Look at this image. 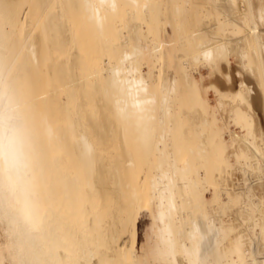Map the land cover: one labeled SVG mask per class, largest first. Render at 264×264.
<instances>
[{"label": "bare ground", "instance_id": "bare-ground-1", "mask_svg": "<svg viewBox=\"0 0 264 264\" xmlns=\"http://www.w3.org/2000/svg\"><path fill=\"white\" fill-rule=\"evenodd\" d=\"M123 2L120 1L119 4L126 3L132 9L129 11L128 8L124 12L127 16L124 17L125 20H131V29L139 27L142 30L143 26L148 27L149 22L157 15L156 11L149 10L152 1L125 0L122 4ZM117 4L118 0H0V251L3 255L0 264H264V0H175L173 12L168 11L174 14V18L176 16L179 37L177 46H187L186 49L183 47V54L179 50L181 47L178 49L176 46L177 51L181 52H178V58L191 54L197 79H189L185 67L177 61L180 66H174L173 69L172 66V70H169L168 64L175 59V55L173 57L172 52H168L170 58L166 56L165 59L166 54L162 50L166 44L159 40L161 37L154 23L150 30L146 29L149 35L152 29L157 30L152 31L156 33L154 37L157 45L149 42L145 45L133 43L132 47L129 44L131 50L128 51L129 47L121 50L127 43L123 39L124 42L122 40L119 46L113 44L115 47L112 48L117 52L116 48L122 51L119 59H116L118 62L109 64L108 67L95 66L97 68L93 67L94 70L91 71L94 59L101 54L100 49L103 54L108 49L109 36L117 34L110 32L108 36L109 33L105 31L110 23L108 18L114 19L120 13L124 15L122 11L126 5L121 9ZM170 7L171 5L168 6ZM145 8L149 12H145ZM34 12L36 16L33 17ZM136 14H139V19L135 17ZM140 15L144 16L142 20L133 22V18L139 21ZM116 22L115 26H118V21ZM38 27L42 35L36 37H40V40L33 37L35 29L39 32ZM84 27L92 29L94 33H90V29L88 33L95 35V39L90 38L93 40L91 43L85 42L84 45H90L87 50L81 44L84 40V32L81 33L85 30ZM130 33L133 34V31ZM42 45L53 46L55 55H49L48 52L41 54L39 48ZM92 55L93 58L88 59ZM39 56L45 59V62L41 59L40 62L46 63V59L49 60L47 65L44 64L45 70L42 67V72L35 64ZM144 56L153 63V71L141 68L143 59H146ZM60 57L65 59L59 61ZM149 60L146 66L150 64ZM164 67L168 68L171 80L174 77L172 74L181 73L182 79L187 81L181 86L183 90L179 93L180 90L176 91L178 88H175L178 83L176 86L174 84V80L178 78L174 77L168 82L169 79H165L168 74L162 76L160 91L155 89L152 92L154 98L155 93H159L160 99L152 97L151 101L152 98L147 96L151 93L146 94L147 87L158 84L159 80L156 78ZM36 69L38 73H35ZM87 69L91 72H87ZM83 71L86 73L79 74ZM152 72L158 74L157 77L154 74L151 76ZM202 73L207 75L206 79L202 78ZM98 74L101 75V83L94 87V96L98 97L97 91L100 89L101 93H98L101 97H98V101L96 97V103L102 101V104H106L103 99L106 94L113 90L114 95L116 91L115 96L118 94L121 98L112 103L125 106L127 117L133 120L132 124L129 123V127L135 129L133 131L131 128L133 133L128 134L131 130L125 125L126 122L122 125L127 128V132L121 124L118 128L113 126V131H110L112 125L105 115L103 117L106 119L101 117L108 123H99L95 121L97 114L94 119L91 113L86 112L87 105L84 106V103L91 97L87 91L92 88V82L98 78ZM61 75L67 76L66 84L63 88L59 87L61 89L58 91L51 89L53 77ZM147 77L149 80L154 77L157 82L154 80L156 83H149ZM155 85L152 87L157 88ZM54 92L62 95V114L50 113L52 108L48 100ZM176 92L180 94V98ZM209 92L215 97L214 101L209 100ZM149 99L151 103L148 102ZM180 99H189L192 105H188L194 108L193 114L185 115L200 119L206 125L209 136L206 146L210 153L206 158L196 157L198 152V155L201 152V156L203 155V149L193 145L195 141L192 142V136V144H186L188 137L184 131L181 136H185H182V143L179 144L181 148H192V156L185 157L177 152L176 155L173 154L175 158L170 159L171 162L176 159L172 165L167 159L177 150L166 153L169 149L165 144L168 132L163 128L160 129L158 140L155 139V149L150 146L156 155H151L153 149L148 151H151L150 155L153 157L151 165L147 162L151 157L147 153L149 157L144 162L148 163L146 168L150 169L149 173L147 169L144 173V168L141 169L143 157L141 159L139 154L137 157L133 156L127 150L125 142L129 135L131 138V134L134 135L133 139L135 135L140 138L138 132L142 133V137L150 138L148 134L155 129V105H160L158 107L161 109L158 115L159 126L165 127L168 124L170 129L173 123L171 121L182 117L176 115L177 111L174 109L180 105ZM58 103L59 99H55L54 104ZM182 105L180 107L183 108ZM172 108L175 114H172ZM188 117L185 116L184 120ZM59 121L62 124H58ZM165 121L170 122L165 125ZM178 126L180 127L179 123ZM154 132L157 131L152 132V138ZM177 134L179 133L176 132ZM111 136H118L116 141H123V150L122 147L119 149L124 151L126 148V152L111 154V150L108 151L109 142H114L113 137L109 141ZM171 137L176 140L175 136ZM154 138L148 141L155 142ZM143 139L141 141L144 142ZM173 139L171 143L175 141ZM133 141L137 144V138ZM100 143L102 145L97 149L96 144ZM131 148L132 146L130 150ZM187 149L183 150L186 156L189 153L186 152ZM204 162L206 165L209 162L211 167L215 165L220 168L217 173L219 175L216 176L222 178V181L218 180L223 184L218 186L220 182L217 180L216 185L215 169H212L214 172H209L215 178V183L210 180V174L207 175V178L210 177L207 180L212 182L204 181L206 174L202 178L204 174L197 169L200 165L202 168ZM205 173L208 174V171ZM211 185H216V188ZM208 186L212 190L215 188L211 191L213 193L209 200L201 193V189L206 190ZM223 197L226 202L222 201ZM152 204L155 205V213H150V216L153 215L151 218H154L156 224L153 223L154 226L150 227L152 231L149 232L150 246L147 253L140 256L134 248V238L130 240L128 235V244L123 236L133 231L140 209ZM206 204H210L214 212H219L218 215L223 210L227 211L226 217L231 224L226 228L220 218L216 224L217 220L212 219L214 215L210 217L205 211L202 212L201 206L204 205V209L210 208L209 205L206 208ZM199 211L201 215L196 216ZM193 217H201L203 223L198 224ZM237 221L239 228L241 227L239 232H236L238 229L235 231L234 226ZM254 232L259 235L260 240L253 247L250 241ZM211 234L214 238L209 243L213 244L210 249L213 254L206 249L210 248L206 247V241ZM131 235L134 236V233ZM111 242L114 244L110 247ZM208 259L212 262H208Z\"/></svg>", "mask_w": 264, "mask_h": 264}, {"label": "rangeland", "instance_id": "rangeland-1", "mask_svg": "<svg viewBox=\"0 0 264 264\" xmlns=\"http://www.w3.org/2000/svg\"><path fill=\"white\" fill-rule=\"evenodd\" d=\"M120 1H121V2L124 1L122 4L125 3V0H118V4H119ZM126 1H128V0H126ZM151 1H152V7H151L149 10H150L151 12H152V11H154V12L156 11L155 15H156V14H157L158 16L160 15V16H159L160 18H159L157 15L154 16L155 18L152 19V21L149 22V25L147 24L148 27H144V26H143V27H142V30L139 29V27H138V28H135V29H131V28H130V23H131L130 21H131V20H125L126 18H124V17L126 16V14H125L124 12L128 11V10H129L128 8H130V7H128V6L126 5V3H125L126 6H125V5H120V4H119L120 6H118V7L121 8V9H122V6H125L124 11H122L124 15H122V14L120 13V12H121V10H120L119 13H120L121 15L118 14L119 16L114 17V19H113V18H108V19H107V21L110 22V23H109L108 26L106 27V28H108V29L105 30V31L108 32L109 34H107V33L105 32V36L107 37V35L109 36L111 33H114V34H115V32L117 33V34H115L116 36H114V37H113V36L110 37L112 34L109 36L108 39H109L110 41L107 40V41H109L108 44H109V43L111 44V45H110V44H109V45L111 46V49H112V48L115 47V45H116V46H119V44H121V43H122V40L124 39L127 43H126V46H125V45L123 46L124 48H123V47L121 48V50H122V49L124 50L125 47H126V49H127L130 45H131L130 47H132V44H133V43H134V44H135V43H138V44L140 43L141 45H142V44L145 45V44H147V43L149 42L151 45H154V46H155V45L158 44V42H157V39H155L156 37H154V36L156 35V33H153V32H156V31L158 30L159 37L162 38V39L160 38L159 40H160V41L163 40L164 45L166 44V45H165L166 48L164 47V48H163L164 50H162L163 53L166 54V55H164L165 59H166V56H167V58H168V56H170V55H168V54H170V53H168V52H172L173 57H174V55H175V57H174L175 59H172V60H171V63L168 64V68H169V70H172V69L174 68V66L176 67L177 65L180 64V65H183V66L185 67V69H186L185 73H186V75H187V77H188L189 79H190V78H195V79H197L198 77H197L195 71H193V70H194V69H193V68H194V66H193L194 63H193V60L191 59V54H188V57H187V55H186V56H184L183 58H182V57H181L180 59L178 58V57L180 56L179 53H181L180 51H182V54H183V50H184L183 47H184V46L181 47L180 44H178L179 46H177V43H179V41H178V40H179V37H177V36H178V35H177L178 33H177V26H176V22H175V21H176V16H175V18H174V16H173L174 14H173V13H169V11L173 12L172 10H174V2H175V0H173V1H172V0H171V1L168 0L169 2H167V0H166V1H165V0H163V1H162V0H149V2H151ZM153 1H154V2H153ZM164 1H165V2H164ZM163 2H164L165 4H163ZM170 2H171V3H170ZM154 3H155V4H154ZM166 3H167V5L170 3L169 5H171V7L168 8L169 5L167 6ZM118 4H117V5H118ZM127 4H128V2H127ZM162 4H163V5H162ZM160 5H161V6H160ZM164 5H165L166 7H165ZM159 7H160V8H159ZM31 8L33 9L34 7H31ZM119 8H118V10H119ZM152 8H153L154 10H153ZM155 8H156V9H155ZM158 8H159V9H158ZM161 8H163V9H161ZM164 8H165V9H164ZM166 8H168V9H166ZM171 8H172V9H171ZM34 9H35V8H34ZM126 9H127V10H126ZM170 9H171V10H170ZM125 10H126V11H125ZM131 10H132V9L130 8L129 11H131ZM145 10H146L145 12H149L147 8H145ZM162 10H163V11H162ZM165 10H167V11H165ZM168 10H169V11H168ZM139 11H142V10H139ZM164 12H165V13H164ZM167 12H168V13H167ZM62 13L64 14L63 11H62ZM62 13H61V14H62ZM138 13H139V12H138ZM140 13H141V12H140ZM140 13H139V14H140ZM35 14H36V13L34 12V14H33L32 16H33V17L36 16ZM63 14H62V16H63ZM139 14H138V15H139ZM172 14H173V15H172ZM138 15L136 14L135 17L138 18ZM167 15H169V16H167ZM115 16H116V15H115ZM142 16H143V15H142ZM142 16L140 15V20H139V21H137L139 18H138V19H137V18H135V19L133 18V22H140V21L142 20V19H141ZM119 17H120V18H119ZM126 17H127V16H126ZM143 17H144V16H143ZM165 17H166V18H165ZM156 18H157V19H156ZM162 18H163V20H162ZM171 18H172V19H171ZM61 19H62V18H61ZM110 19H111V20H110ZM119 19H120V20L123 19V20L119 21ZM155 19H156V20H155ZM168 19H169L170 21H172V22H170ZM62 20H63V19H62ZM109 20H110V21H109ZM112 20H114V21H112ZM116 20L118 21V26H117V25L115 26V24L117 23ZM143 20H144V19H143ZM153 20H155V21H153ZM63 21H64V20H63ZM156 21H157V22H156ZM161 21L164 22V24H162ZM167 21H168V22H167ZM108 22H107V23H108ZM119 22H120V23H119ZM151 22H152V24H151ZM173 22H174V23H173ZM111 23H112V24H111ZM153 23H154V25H156V27H157L156 29H157V30H156L155 28L152 29L153 32L151 31V32H150L151 34L149 35V32L147 31L146 28H149V30H150V29H151V26L153 25ZM157 23H158L159 25H157ZM128 24H129V26H127ZM165 24H166V25H165ZM173 24H174V25H173ZM111 25H112V26H111ZM123 25H124V26H123ZM125 25H126V28H125ZM154 25H153V26H154ZM163 25H164V26H163ZM121 26H122V28H121ZM127 27L129 28V30L131 29V30L133 31V34L130 33L131 30L129 31ZM120 28H121V30H120ZM124 28H125V29H124ZM140 28H141V27H140ZM84 29H85V27H84ZM84 29H83V30H84ZM88 29H90V28H88ZM88 29H87V27H86V29H85L84 31H81V33L84 32V33H82V35H83V38H82V39H84V40H83V43H81V44H82V47L84 46L83 49L86 47V48H85L86 50L89 49L88 46H90V45L86 46V45L88 44V42L90 41V43H91V42L93 41V40H91V39H92V38L95 39V38H94L95 35L93 34L94 32L92 31V29L89 30L90 33H91V31L93 32L92 34H89V33H88V32H89ZM122 29H123V30H122ZM136 29H138V30H136ZM40 30H41V29L38 27V31H39V32L37 33V31H36V29H35L34 31H35L36 33L34 32L35 35H33V37H34V36L36 37V36H38V35L41 37L42 34L40 35V32H41ZM108 30H109V31H108ZM125 30H126V31H125ZM174 30H175L176 32H175ZM112 31H114V32H112ZM146 31H147L148 33H146ZM110 32H111V33H110ZM134 32H135V34H134ZM140 32H141V33H140ZM174 32H175V33H174ZM58 33L60 34V32H58ZM58 33H57V34H58ZM78 33H80V31H79ZM97 33H98V32H96V34H97ZM127 33H129L130 35H129V36L126 35ZM171 33H172V34H171ZM106 34H107V35H106ZM114 34H113V35H114ZM120 34H121V35H120ZM84 35H85V36H84ZM90 35L93 36V37H90ZM97 35H98V34H97ZM97 35H96V36H97ZM118 35H119V36H118ZM124 35H125V36H124ZM133 35H134V36H133ZM135 35H136V36H135ZM138 35H140V36H138ZM171 35H172V36H171ZM126 36H127V38H126ZM40 37H36V38H38V40H40V39H39ZM86 37H87V39H86ZM106 37H105V39H106ZM122 37H124V38H122ZM176 37H177L178 39H177ZM90 38H91V39H90ZM110 38H111V39H110ZM133 38H134L135 40H133ZM137 38H139V39L137 40ZM140 38H142V39H140ZM172 38H174V39H172ZM127 39H128V40H127ZM116 40H118V42H117ZM124 40H123V42H124ZM144 40H145V41H144ZM87 41H88V42H87ZM107 41H106V43H107ZM155 41H156V42H155ZM173 41H174V42H173ZM85 42H87L86 45H84ZM171 42H172V43H171ZM90 43H89V44H90ZM108 44H107V45H108ZM113 44H115L114 47H113ZM129 44H130V45H129ZM104 45H106V44L104 43ZM107 45H106V46H107ZM109 45H108V46H109ZM127 45H128V46H127ZM172 45H173V46H172ZM174 45H175V46H174ZM106 46H105V48H106ZM108 46H107L108 49H106V51H107V50H108V51H107V52L104 51L106 54H105V53L103 54V53L101 52V49H100V51L97 50V51H99V53H101V54H99V55H101V56H100L101 59L99 58V55L96 56V58L99 59V60H97V59L95 58V59H94V62H93L94 65H93V64L91 65V67H92L91 69H92V70H91L90 68H88L89 70L93 71V70H94L93 67H94L95 69L97 68V67H95V66H105V67H108V66H110L111 64H114V62H115V64L118 62V60H116V59H119V57H120L119 55H121L120 52H122V51H120L119 48H116L115 50H118V52H117V51H114L113 49H112V52H111V49L109 48L110 46H109V47H108ZM120 46H121V45H120ZM176 46H177L178 49H179V47H181V49H179L180 51H179V50L177 51ZM41 47H42V48H41ZM52 47H53V46H48V47H46L45 45H44V46L42 45V46H40V48H39V49H40V53L43 54V52H44V53H47V52H48L49 55L54 54V50H52V49H54V47H53V48H52ZM130 47H129V48H130ZM186 47H187V46H185L184 48L186 49ZM129 48H128V51L131 50V48H130V49H129ZM109 49H110V51H109ZM187 49H188V48H187ZM97 51H96V52H97ZM113 51H114V52H113ZM176 51H177V52H176ZM178 52H179V53H178ZM110 53H112V54H110ZM189 53H191V52H189ZM172 54H171V56H172ZM182 54H181V55H182ZM54 55H55V54H54ZM90 55H91V54H90ZM96 55H97V53H96ZM110 55H111V56H110ZM176 55H178V56H176ZM88 56H89V55H88ZM103 56H104V57H103ZM114 56H115V57H114ZM62 57H63V56H62ZM62 57H60V60H59V61H63V59H65V57H64V58H62ZM91 57L93 58V55L90 56V57H88V59L91 58ZM189 57H190V59H189ZM38 58H39V60L37 59L36 61L39 63L41 57L39 56ZM61 58H62V59H61ZM92 58H91V59H92ZM107 58H108V59H107ZM143 58H146V56H144ZM169 58H170V57H169ZM169 58H168V59H169ZM171 58H172V57H171ZM176 58H177V59H176ZM184 58H185L186 60H185ZM88 59H87V60H88ZM168 59H167V61H168ZM178 59H179V60H178ZM182 59H183L184 61H183ZM188 59H189L190 61H189ZM41 60H42L43 62H45V61H44L45 59H41ZM146 60H147V61H146ZM148 60H149V59H147V58H146V59H143V61H144L143 64H145V65L142 66V65H143V64H142V65H141V68H142L144 71H146L147 69H148L147 71H149V70H150V71H153V70H152V69H153V68H152V67H153V66H152L153 63H152L150 60H149V61H150V64H148V65L146 66V63L148 62ZM187 60H188V61H187ZM96 61H97V62H96ZM100 61H101V62H100ZM102 61H103V62H102ZM145 61H146V62H145ZM176 61H177L179 64H178ZM186 61H187V62H186ZM37 62H35V64H37V65H36V68H41L40 71H41V70L44 71V70H45L44 67L46 68V66H44V64L47 65V63L49 62V60L47 61V59H46V63L40 62V63L38 64ZM190 62H191V63H190ZM42 63H43V66H42ZM102 63H103V64H106V65H101ZM174 63H175V64H174ZM181 63H182V64H181ZM184 63H186V64L184 65ZM109 64H110V65H109ZM151 64H152V65H151ZM191 64H192V65H191ZM38 65H41V67L38 66ZM180 65H179V66H180ZM166 66H167V64H166ZM172 66H173V67H172ZM42 67H43L44 70L42 69ZM146 67H147V68H146ZM170 67H172V69H171ZM166 68H167V67H166ZM166 68L164 67L163 72L161 71L160 73H158V74H159L158 77H157L158 74H157V75L155 74V73H157V71H154L155 73H153V72L151 73V76H152V74H154L153 76L156 75V77H157L156 79H158L159 82H158V84H156V85L154 84L155 87L158 86V87H157L158 90H157V88H153V87H152V86H154L153 84H152V86H149V85H148L147 88H148V90H149V89H150V90H149V91L146 90V91H147L146 94H150V93H151L150 96L147 95L149 98H152V97L154 96V93H152V92H155V89H156L157 92L160 91L159 89H160V81H161V77H162V76H166V75L168 74V72H167V69H168V68H167V69H166ZM190 68H191L192 70H191ZM88 69H87V72H91V71H88ZM165 69H166V70H165ZM182 69H183V67H182ZM185 69H183V70H185ZM154 70H155V69H154ZM42 71H41V72H42ZM165 71H166L167 73H164ZM190 71H191V72H190ZM34 72H35V71H34ZM38 72H39V71H37V69H36V72H35V73H38ZM169 72H172V71H169ZM183 72H184V71H183ZM183 72H182V73H183ZM81 73L83 74V73H86V72L83 71V72H80L79 74H81ZM39 74H40V73H39ZM161 74H162V75H161ZM164 74H165V75H164ZM175 74H176V73H175ZM180 74H181V73H179V74L177 73L176 75L172 74V76H174V77H176V78L179 79V80L177 79L178 82H177V80H174V84H175V86L177 85L176 83H178V86L175 87V88H176V89L178 88L176 91H179V90H180L179 93L183 90V87H182V90H181V86H182L183 84H185V81H187L186 79H185V81H184V79H182V77H181L182 74H181V75H180ZM188 74H189V75H188ZM177 75H180V77H179V76L177 77ZM184 75H185V74H184ZM186 75H185V77H186ZM99 76H101V75L98 74V78H95V79L93 80L92 85H91L92 88H91V89L88 88V89H90V91H87V92L90 94V96H91V97H89V98H91L90 100H93V101L90 102L89 98H87L88 95H87V92H86V95H85V96H86V98H87L88 100H87V103H86V101H85V103H84V106L87 105V107L85 106L86 109H85V108H84V109L86 110V112H87L88 114L91 113L92 115H91V114H90V115H91L92 117L94 116V119H96V117H97V119H96L95 121H97V122H99V123H100V121H101V122H103V121L106 122V121L108 120V121L110 122V124L112 125V126H111L112 130H111V128H110V131H113V126H116V128L120 127V124H121L122 128H125V126H123L122 124H123V123L125 124V122H126L127 124H125V125L127 126V128H129V130H131V132H128V134H129V133H133V132H132V129H133V131H135V129H134L133 127H129V123L132 124V123H133V120H132L131 118H128V117H127V112H128V111H127V109L124 108L125 106H122V107H121V106H119V104H115V105L113 104V103H115V101H117V99H120V98H121V97H119L118 94L115 96L116 91L114 92V95H113V93H112V91H113V90H112V91H109L108 94H106L107 96L105 95L106 97L103 96V97H104L103 99H105L106 102H107L106 104H105V103L102 104V103H101L102 101L96 103V97H97V96H94V95H96V90L94 89V87L101 83L100 80H99L101 77L99 78ZM168 76H169V77L171 76L170 73L168 74ZM168 76H167V78L163 77V79H164V78L167 79V80L169 79L168 82H170V80H171L172 77L168 78ZM66 77H67V76H64V75H61V76H59V77H53L52 82H51L52 85H51V86L49 85V86L51 87V89H56V90L58 91V89L63 88L64 84H66V82H67V78H66ZM159 77H160V79H159ZM174 77H173V79H174ZM206 77H207V75H206L205 73H202V78H203V79H206ZM41 78H42V77L38 78V80H39V79L41 80ZM103 78H104V77H103ZM103 78L101 79L102 81H103ZM150 78H151V77H150ZM62 79H63V80H62ZM65 79H66V80H65ZM147 79H148V77H147ZM151 79H153V80H151ZM151 79H150L151 81L148 79V80H149V81H148L149 83H152V81H153V83H156V82H157V81L154 79V77L151 78ZM173 79H172V80H173ZM40 80H39V81H40ZM57 80H58V81H57ZM154 80H155L156 82H154ZM172 80H171V81H172ZM55 81H56V83H53V82H55ZM63 81H64V82H63ZM65 81H66V82H65ZM96 81H97V82H96ZM179 81H180V83H179ZM181 81H182V82H181ZM59 82H60V83H59ZM103 82H104V81H103ZM61 83H62V84H61ZM53 84H54V85H53ZM55 85H56V87H55ZM150 85H151V84H150ZM52 86H53L54 88H53ZM88 86H89V85H88ZM88 86H86V87H88ZM98 86H100V85H98ZM183 86H184V85H183ZM59 87H61V88H59ZM86 89H87V88H86ZM88 89H87V90H88ZM94 92H95V93H94ZM98 92L101 93L100 89L97 91V95H98V97H99V96L101 97L100 93H98ZM54 93H55V92H54ZM93 93H94V94H93ZM176 93H177V92H176ZM146 94H145V95H146ZM152 94H153V96H152ZM158 94H159V93H158ZM158 94L155 93V96H156L155 98H157V97L160 96V95L158 96ZM52 95H53L54 97H52ZM52 95L50 96V99L48 100V101H49V104L51 103V108H52L51 111H50V113H52V114H53V113H56V114L61 113V114H62L63 111H64V106H62V104H63V100L60 99L62 95L60 96V95H58V94H56V93H55V94H52ZM56 95H57V96H56ZM176 95L180 98V96H179L180 94L177 93ZM181 95H182V94H181ZM59 96H60V97H59ZM92 96H94L95 98L92 99ZM113 96H114V97H113ZM117 96H118V97H117ZM57 97H58V98H57ZM98 97H97V101H98ZM100 97H99V99H100ZM108 97H109V98H108ZM178 97H177V98H178ZM107 98H108V100H107ZM114 98H116V99H114ZM153 98H154V97H153ZM153 98L151 99V101H153ZM155 98H154V99H155ZM208 98H210V99H209L210 101H214V100H215V97H214V96L212 95V93H210V92L208 93ZM212 98H213V99H212ZM51 99H54V100H55V99H59V103H58V105L60 104L61 107H60V105L58 106L57 104H54V100H51ZM159 99H160V97H159ZM94 100H95V101H94ZM155 100H156V99H155ZM157 100H158V98H157ZM177 100H178V99H177ZM183 100H184V101H183ZM183 100L180 99V105H182V103H183V105H182V106H184L183 108L180 107L179 103H176V104H178L179 106H176V105H175L176 107L173 106V107H175L174 109H176V111H177V112L175 111V112L177 113L176 115H178V116H182V117H176V118H174V121H171V120H170V121L173 122V123H175V121L177 122V123H175V125H174L173 123L170 125V129H171V130L168 129L169 127H168V124H167V123L170 122V121H168V122H166L167 120L165 121L166 123H164V124H165V125L167 124V125L165 126L166 128H165V127H161V126H159V124H158V121H159V117H158V115H159L160 110H161V109H159L158 106H160V105H155V106H154L155 108H154V107H153L154 109L152 108V109L155 111V112L153 113V116H154V118H153L154 120H153V121L155 122V129L152 130V132L155 131V130L157 131V132H154V133H155L154 136H157L156 138H154V136H153L154 140H155V139L158 140V134H159V132H160L161 130H163V128H164V130H165V131L167 130V132H168V133H167V134H168V136H167L168 138H166V140H167V139H168V140L165 142V144H166L167 147H169V149H168V151H167L166 153L168 154V153H171L173 150H177V151H174L173 153H171L172 156H170V154L168 155V156H170L171 158L167 159V156H165V159H167L168 162H171L170 159L175 158V157H173V156L176 155L177 152L180 153V154H182V155H184L185 157L192 156V153L190 152V150H191L192 148H191V149H190V148L187 149V148H185V147H184V148L182 147V148H183V149H182V148H181V144H179V143H182V141H181V140H182V136H185V135H187L186 137H188V138H187V142H186V144L188 143L189 145H191L192 142L195 141L196 143L194 142L193 145H194V146L197 145L196 147L200 146V147H198V149H200V148L203 149L202 151H203V155H204V156H203V155L201 156V153H202V152H201V150H200L201 153L198 155V153H199V152H198L196 157L199 158V156H200V158H201V157H202V158H206V157L209 155V153H210V150H209L208 147L206 146L207 143H208V141H209V140H207L209 136H208V134L206 133V132H207L206 125L203 124V123H202V120H200V119H197V120H196V119L192 118L191 116H190L191 118L188 117V115H189L190 113H191V114L194 113V110H193L194 108H193V107H190L192 104H191V102L188 101L189 99H188V100L183 99ZM113 101H114V102H113ZM149 101H150V99L148 100V102H149ZM151 101H150V103H151ZM185 101H186V102H185ZM52 102H53V103H52ZM104 102H105V101H104ZM112 102H113V103H112ZM181 102H182V103H181ZM184 102H185V103H184ZM92 103H94V105H93ZM189 103H190V104H189ZM52 104H53V105H52ZM188 104H189L190 106H189ZM63 105H64V104H63ZM95 105H96V107H95ZM90 106H92V107L94 106L95 108H90ZM99 106H101V109H100ZM186 106H187V108H188L189 111H188V110H185V109H187ZM59 107H60V108H59ZM105 107H106V108H105ZM118 107H119V108H118ZM156 107H157V108H156ZM194 107H195V106H194ZM120 108H121V109L124 108V109L119 110ZM160 108H161V107H160ZM178 108H179V110H180V109H181V110L179 111ZM184 108H185V109H184ZM57 109H58V110H57ZM59 109H61V110L59 111ZM91 109L94 110V111H97V112H94V111H92ZM105 109H107V110H105ZM174 109L172 108V114L174 113V111H173ZM183 109H184V110H183ZM156 110H157V111H156ZM55 111H56V112H55ZM101 111H102V112H101ZM104 111H105V113H104ZM106 111H109V112L112 111L113 113H112V112H110V113L107 112V113H109V115H108V114L106 113ZM126 111H127V112H126ZM178 111H179V112H178ZM192 111H193V113H192ZM58 112H59V113H58ZM121 112H122V113H121ZM180 112H182L183 114H180ZM184 112H185V113H184ZM98 113H99V114H98ZM101 113H102V114H101ZM111 113H112V115H111ZM119 113H120L121 116L119 115ZM157 113H158V114H157ZM186 113H187V114L189 113V114H188V115H185ZM61 114H60V115H61ZM96 114H97V116L95 117ZM114 114H115V115H114ZM122 114L125 115V116H124L125 118L123 117ZM154 114H156V115H154ZM174 114H175V113H174ZM103 115H105V116L107 117V120H104V119H103V118H105V116L103 117ZM110 115L113 116V117L111 118ZM183 115H184V116H183ZM101 116H102L103 118H102ZM116 116H118V117H120V118H118V117H116ZM185 116H187V117L189 118V121H190V120H191V121L189 122V121L187 120L188 118H185L187 121L184 120V117H185ZM157 117H158V118H157ZM181 118H182V119H181ZM102 119H103V120H102ZM105 119H106V118H105ZM116 119H117V120H116ZM175 119H177L178 121L175 120ZM172 120H173V119H172ZM181 120H182V121H181ZM198 120H199V122H198ZM180 121H181V122H180ZM117 122H118V123H117ZM120 122H122V123H120ZM185 122L188 123L189 125L185 124ZM191 122H192V123H191ZM200 122H201L202 124H200ZM106 123H108V122H106ZM178 123H179L180 127L178 126ZM181 123H182V125H181ZM197 123H198V124H197ZM58 124H62V122L59 121ZM156 124H157V125H156ZM176 124H177V127H178V128L182 129V131H180V130L176 127ZM173 125H174L175 127H174ZM185 125H186V126H185ZM196 125H197L198 128H196ZM201 125H202V126H201ZM203 125H204L205 127H204ZM117 126H118V127H117ZM187 126H189V127H187ZM158 127H160V128H158ZM114 128H115V127H114ZM127 128H125V131H126ZM131 128H132V129H131ZM156 128H157L158 130H157ZM201 128H202V129H201ZM119 129H120V128H119ZM160 129H161V130H160ZM176 129H178V130H176ZM114 130H115V132H116V129H114ZM121 130H124V129H121ZM110 131H109V133H110ZM171 131H172V132H171ZM184 131H185V132H184ZM203 131H204V132H203ZM122 132H124V131H122ZM126 132H127V131H126ZM152 132H151V134L153 135ZM176 132H178L179 134L176 135ZM181 132H184L185 135H182V136H181V134H183V133H181ZM202 132L205 133L204 136H203V133H202ZM112 133H113V132H112ZM135 133H136V132H135ZM138 134H140V136L142 137V135H141L142 133L138 132ZM151 134H148V135H150V138H151V139H150V138H149V139L152 141L153 138L151 137V136H152ZM156 134H157V135H156ZM174 134H175V135H174ZM188 134H189V136H188ZM199 134H200V135H199ZM201 134H202V135H201ZM126 135H127V134H126ZM131 135L134 137L133 134H131ZM178 135L180 136V140H179V136H178ZM198 135H199V136H198ZM127 136H128V135H127ZM132 136H131V138L133 139ZM136 136H137V135H135V138H134L133 140H135V139L137 138V141H136L137 144L135 143V141H133V140L130 138V135L128 136V141L125 142V143H126L125 146H126L127 150H128L130 153L132 152L133 154H132V153H131V154H132L133 156L137 157V155L139 154V157H140L141 159H142V157H143V162H144V161H146V159H147L149 156H151V155H152V156H153V155H156V152H155V150H154V149H155V143H156V140H155V142H154V141H153V142H150V141H148L149 139H148L146 136H145V137H142V138H141V137L138 138L139 135H138L137 137H136ZM171 136H175V137H176V140L173 139V137H171ZM191 136H192V137H191ZM194 136H195V137H194ZM197 136H198V137H197ZM112 137H113L114 140L111 139ZM169 137H170V138H169ZM190 137L193 138L194 140L191 139ZM200 137H201V138H200ZM117 138H118V136H117V137H115V136H111V137H109V139H110L109 141H111V140L114 141V142H109V144L105 142L106 144H108L109 148L107 147L106 144H104V146L106 145V147L108 148V151H109V149L111 150V151H110L111 154H117V153L119 154V152H121V153H122V152H123V153L126 152V151H125V150H126L125 147H124V148H125L124 151H121V150H123V146H124L123 144H124V143H123V141L120 142V140H119V141L117 140V141H118V142H117V141H116ZM143 138H144V139H143ZM146 138H147V141H146ZM171 138H172L173 140H175L174 142L172 141L174 144L171 143V140H172ZM177 138H178V139H177ZM142 139L144 140V142L141 141ZM183 139H186V138L184 137ZM188 139H190V140L188 141ZM197 139H198V140H197ZM225 139H227V141H228V137H227V136H225ZM107 140H108V139H107ZM107 140H106V141H107ZM126 140H127V138H126ZM126 140H125V141H126ZM178 140H179L180 142H177V145H176L175 143H176V141H178ZM192 140H193V141H192ZM132 141H133V142H132ZM145 141H146V143H145ZM183 141H184V140H183ZM190 141H192V142H190ZM197 141H199V142H201V143H197ZM202 141H203V142H202ZM128 142H129V143H128ZM138 142H139L140 144H138ZM141 142H142V143H141ZM149 142H150V143H149ZM168 142H169V143H168ZM204 142H205V143H204ZM206 142H207V143H206ZM113 143H114V144H113ZM127 143H128V145H127ZM151 143H152V145H151ZM183 143H184V145H185V142H183ZM121 144H122V145H121ZM130 144H131V145H130ZM153 144H154V145H153ZM165 144H164V145H165ZM171 144H172V145H171ZM201 144H202V147H201ZM204 144H205V145H204ZM96 145H97V147H96V146H95V147L98 149V147H100L102 144L100 143V144H96ZM112 145H114V146H112ZM141 145H142V146H141ZM169 145H171V146H169ZM178 145H179V146H178ZM110 146H112V149H111ZM131 146H132L131 150H134V152H135V153L137 152V154H134V152L130 150V147H131ZM134 146H135V148H134ZM140 146H141V147H140ZM150 146L154 147V149L151 148ZM177 146H178V147H177ZM182 146H183V144H182ZM113 147H114V148H113ZM120 147H122L121 150L119 149ZM171 147H173V148H175V149H173V148H171ZM176 147H177V149H176ZM187 147H188V145H187ZM113 149H116L117 151H116V150H113ZM139 149H140L141 151H140ZM146 149H147V151H146ZM149 149H150V150L153 149L151 155H150V152H151V151L148 152ZM179 149H180V151H179ZM185 149H187L186 152L189 151L190 155H189V153H187L188 155L186 156L185 152H183V150H185ZM193 149H194V148H193ZM195 149H196V148H195ZM170 150H171V151H170ZM110 152H107V153L110 154ZM129 152H128V154H129ZM138 152H140V153H138ZM142 152H143V153H142ZM182 152H183V153H182ZM147 153H149V156L147 155ZM153 153H154V154H153ZM125 154H126V153H125ZM167 154H165V155H167ZM173 154H174V155H173ZM206 155H207V156H206ZM152 156H151L150 158H148V159H150V161H149V160L147 161L148 163H150V162L153 160V157H152ZM205 156H206V157H205ZM139 157H138V159H140ZM172 157H173V158H172ZM145 158H146V159H145ZM183 158H184V157H183ZM169 160H170V161H169ZM175 160H176V159H175ZM175 160H174V161L172 160V162L175 163ZM141 161H142V160H141ZM141 161H140V164H142ZM198 161H199V160H198ZM198 161H196V162H198ZM168 162H167V163H168ZM172 162H171V164H172ZM205 162H207V161H205ZM205 162L202 163V168H201V165H200V167H197V169L199 168L201 174H204V175L202 176V178H204V177H205V174H206V177H205L206 180H204V181H210V180H213V182H214L215 178H213V176H212L209 172L211 171V173H212V172H214V171H213L214 169L217 170L216 173L214 172L215 177L217 178L216 181H215V182H216V185H217V184H218V181H219L218 179H220V181H222V178H221V177L216 176V175H219V174H217V173H219L218 170H220V168H219V167H216L215 165H213V167H211L212 165H210L209 162L207 163V165H206ZM148 163L145 164V162H144L145 166H144V164H142V165L144 166V167H143V166L141 167V169L144 168L143 172L146 171V169H147V168H146V165H148ZM164 163L166 164V162H164ZM174 163H173L172 165H174ZM232 163H233V161H231V164H232ZM165 164H164V165H165ZM171 164L169 163V165H168V164H167V165L170 166ZM199 164H200V163H199ZM208 164H209L210 166H209ZM150 165H151V163H150ZM150 165H149V167H150ZM167 165H166V166H167ZM207 166H208V167H207ZM203 167H204V168H203ZM216 168H218V169H216ZM149 169H150V168H149ZM149 169H147V170H148V171H147L148 173H149ZM202 169H206V170H202ZM208 169H211V170H208ZM212 169H213V170H212ZM207 171H208V174L205 173V172H207ZM137 172H138V171H137ZM141 172H142V170H141ZM141 172H139V174H140ZM143 172H142L141 174H143ZM144 173H146V172H144ZM148 173H147V174H148ZM209 174H210V175H209ZM214 174H213V175H214ZM137 175H138V173H137ZM207 175H209L210 177L212 176L210 180H207V179L210 178V177L207 178ZM212 178H213V179H212ZM217 180H218V181H217ZM220 181H219V182H220ZM210 182H212V181H210ZM215 182H214V183H215ZM214 183H212V184H214ZM221 183H222V182H220V183L218 184V186L221 185ZM222 184H223V183H222ZM216 185H213V186L211 185V186H212V187L215 186V188H216ZM211 186H210V187L208 186V187L206 188L207 192H206V190H204V188L201 189V190H202V192H201L202 195L205 196V197H204V196H203V197H204L205 199H207V200H209V199L211 198V195H212V193H213V192H211V191H214V189H215V188H213V190H212V187H211ZM218 186H217V187H218ZM200 188H201V187H200ZM208 193H209V194H208ZM206 195H207V197H206ZM224 200H225V201H224ZM222 201H223V202H226L225 197L222 198ZM141 203L143 204V202H141ZM208 205H209V206H208ZM142 206H143V205H142ZM152 206H153L154 208H152ZM152 206H151V205H150V207H146V206H145V207H142V208L140 209V213H138V217H137V220H136V223H135V226H134L133 231H132L131 233H128L127 235H124L125 237L123 236V239L125 238L124 241H127L126 243H128V241L132 240V237L134 238V239H133V240H134V241H133V242H134V248H135V250L137 251L138 255H140V256H142V255L144 254V252L147 253V250H148V248H149V246H150V234H149V232L152 231V230L150 229V227H153L154 224H156L155 221H153L154 218H151V216L153 217V215L150 216V213H151V214H154V213H155V205L152 204ZM205 206H206V208H207V206L210 207V208H209V209H204V205H203V206H201L202 212L205 211L210 217H212V216L214 215V216H213L214 218H212V219H213V220H215V219L217 220V221H216V224L219 222V218H220V221H224V225H223V226H225L226 228L228 227L229 224H231V223L228 222L227 217H226V216L228 215L227 211L223 210V211H225V212L222 211V213L220 212V214L218 215L217 213H219V212L216 213V211L214 212L213 209H212V210H213V212H212V210H211L212 207H211L210 204H206ZM150 209H151V211H150ZM200 212H201V211H199V212H198V215H196V216H200V215H201ZM216 214H217V215H216ZM196 216H195V218H196ZM195 218L193 217V219L195 220V222L198 221V222H197L198 224H199V222H200V223H203V222H202L203 220H201V217H197V219H195ZM217 218H218V219H217ZM226 220H227L228 223L225 222ZM152 221H153V222H152ZM153 223H154V224H153ZM237 223L239 224L238 221L235 222V224H234V226H236V227H235V231L238 229L236 232H239V231L241 230V227L239 228V226H238ZM200 226H201V224H200ZM237 226H238V227H237ZM226 228H225V229H226ZM133 233H134V236L131 235V234H133ZM150 233H151V232H150ZM212 234L214 235V233H212ZM212 234H211V235H212ZM255 234H256V235H255ZM128 235H130V237H131L130 240L128 239V237H129ZM213 235H212V236H209L210 238L208 237V238H207V241H206V247H207V246L210 247V248H206L208 252H210V251H211L210 249L213 248V247H212L213 244L210 245V243H209V241H211V238H214ZM252 236H253V237H252ZM252 236H251V237H252V238H251L252 240L250 241V243H251V245L254 247V245L256 244V242H259L260 237H259V235H257L256 232L252 233ZM254 236H255V238H254ZM258 237H259V238H258ZM258 239H259V240H258ZM253 241H254V242H253ZM1 242H2V240H0V244H2ZM207 242H208V245H207ZM211 242H213V239H212ZM112 243H113V242L109 243V244H110V247L114 244V243H113V244H112ZM129 243H130V242H129ZM129 243H128V244H129ZM253 243H254V244H253ZM109 244H108V246H109ZM111 244H112V245H111ZM209 245H210V246H209ZM106 246H107V245H106ZM104 248L106 249V248H109V247H104ZM142 248L144 249V251H142V250H143ZM208 249H209V250H208ZM138 250H139V251H138ZM212 251H213V250H212ZM210 253L213 254L212 252H210ZM210 253H209V254H210ZM214 253H215V252H214ZM0 255H2L1 251H0ZM210 256H211V255H210ZM0 257H1V258H0V261H3V255L0 256ZM211 257H213V255H212ZM209 258H210V257H209ZM1 259H2V260H1ZM210 259H211V258H210ZM210 259H208V262H210V261L212 262V260H210ZM5 264H6V263H5ZM144 264H146V263H144Z\"/></svg>", "mask_w": 264, "mask_h": 264}]
</instances>
